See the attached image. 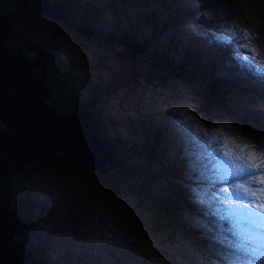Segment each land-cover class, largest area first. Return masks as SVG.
<instances>
[{
    "label": "rangeland",
    "instance_id": "obj_1",
    "mask_svg": "<svg viewBox=\"0 0 264 264\" xmlns=\"http://www.w3.org/2000/svg\"><path fill=\"white\" fill-rule=\"evenodd\" d=\"M163 1L69 0L73 20L86 19L94 28L116 34L113 25L120 24L127 35L143 40L148 52L137 60L145 63L138 76L130 67V72H123L116 56L104 53L99 43L85 38L76 27L59 31L54 41L64 53L67 89L85 95L90 80L100 87L109 82L100 118L104 132L121 138L120 155L139 171L153 166L154 179L171 172V181L190 182L184 188L189 200L177 208L184 232L174 231L168 220L157 217L144 179L126 175L113 186L76 175L35 173L25 179L23 190L38 219L31 218L35 233L25 239L36 242L56 264H264L262 221L246 214L241 193L251 186L252 199L264 207V185H253L258 170L251 164L264 157V150L250 147L251 158H241L247 162L246 171L234 176L212 151L217 153V140L220 146L246 152L240 138L263 148L264 81L248 79L239 64L250 59L256 65L264 63V0H214L211 5L206 0H165L167 8ZM243 7L256 14L254 25L244 26ZM167 15L176 22L175 28L167 24L171 19ZM216 26L224 31L216 32ZM212 29L215 37L209 34ZM173 33L180 43L174 41L175 49L167 53L169 63L164 52ZM112 41L117 50L125 42L119 37ZM186 49L196 52L197 60L189 59L191 64L181 68L177 62ZM84 65L87 69H82ZM201 66L203 75L198 72ZM244 80L257 83L244 87ZM208 89L214 98L212 108L202 106ZM254 106L262 107V113H256ZM146 119L164 131L160 150L143 132ZM153 149L160 152L161 162L154 159Z\"/></svg>",
    "mask_w": 264,
    "mask_h": 264
},
{
    "label": "water",
    "instance_id": "obj_2",
    "mask_svg": "<svg viewBox=\"0 0 264 264\" xmlns=\"http://www.w3.org/2000/svg\"><path fill=\"white\" fill-rule=\"evenodd\" d=\"M38 3L37 11L47 6L46 0ZM53 13L66 19L60 10ZM16 21L14 11H0V264H45L19 240L27 219L12 197V175L25 164L54 157L55 151L73 165L100 172L117 167L118 159L92 110L86 109L94 97L65 115L54 110L43 78L53 54L25 43L12 29ZM143 50L137 46L138 52Z\"/></svg>",
    "mask_w": 264,
    "mask_h": 264
},
{
    "label": "trees",
    "instance_id": "obj_3",
    "mask_svg": "<svg viewBox=\"0 0 264 264\" xmlns=\"http://www.w3.org/2000/svg\"><path fill=\"white\" fill-rule=\"evenodd\" d=\"M18 5L14 3V0H0V8L3 10L7 9H12V6L7 4L9 2L10 4H15L14 8L21 13V15L25 16V5H27L29 2L28 0H17ZM22 1V4L19 5V3ZM28 2V3H27ZM164 8L167 7V2L164 0ZM67 11L70 13L68 10V6L66 5ZM169 13V12H168ZM19 15V13H18ZM71 15V13H70ZM86 19H76L73 20L72 16L68 20H65L64 22H52L49 20H40L38 23L41 27L34 25L33 27V32L30 34V38L32 40L38 41L40 40V33H44L45 36L48 37V42L50 41V38L56 37L60 35L59 31L66 32L68 27H77V25H85ZM171 27L175 28V22H173L172 18L170 19V23L167 22ZM26 32V30H24ZM54 34V35H53ZM129 36L134 39H140L141 38L131 35L129 32ZM129 37V38H130ZM130 38V39H131ZM96 41V44L98 43L95 38H92ZM176 39V35L173 33L170 38V44L172 45ZM143 41V40H142ZM110 45L103 44L102 46V51L104 53H107L109 50ZM170 47L166 49L164 52V56L166 57L164 60L167 62H171L170 57L167 56V53L169 52ZM184 54L183 58L180 62H177V64L183 68L185 67L186 64H191L188 62V56L194 55V51H191L189 49H186L183 51ZM131 53V52H130ZM145 56V54H142ZM188 55V56H187ZM129 56L133 59L132 62L130 58L125 54L119 58H117V63L121 67L122 71L127 70L130 72L132 69L134 72L135 76L140 75L142 73V70L145 68V63L144 61H141L142 63L139 65H135L137 63V59H134L131 54ZM55 64L52 65V68H59L63 67V75L57 74V77H52V81H55L56 78H58L60 81L63 83H66L65 77H64V57L60 55H56L54 58L53 63ZM168 63V64H169ZM193 63H198L197 61H194ZM166 64V65H168ZM129 67L131 69H129ZM189 70H193V68L188 67ZM60 69V68H59ZM203 70L204 67L201 66V69L198 70V72L202 73L203 75ZM127 72V73H128ZM127 73H123V82L127 81ZM49 84L52 85V82L49 81ZM75 89V88H74ZM76 90V89H75ZM75 90H72L70 92V96L68 97L66 93H64L61 90H57L56 88H53L50 92V98L53 99V102H51V105L54 106L55 109L59 110L61 114H64L65 111L68 110L69 108V103L71 101L73 102H83L87 101L91 98L94 97V100L92 101L91 105H88V107H92L93 110H96V112H99V107L101 105V102L103 98L105 97V94L107 92L106 89L99 88L98 81H91L87 83V93L81 94L79 92H76ZM219 91L220 88H218ZM211 89H208L207 92L203 95V100H202V106L205 108H212L213 107V94H211ZM149 120L146 119L143 122V132L145 135L149 137L151 140L152 144L156 146L158 150H160L159 144L162 142V137H163V129L160 128L157 125H152L149 127ZM157 129V130H156ZM102 136L104 141L109 142L114 146V153L118 158V163L117 167L110 168L104 172H100L98 170H90L88 168H85L83 166H77L73 165L69 160L64 158L62 154L59 151H55V156L47 159L44 162H34V163H29L25 164L19 172L15 173L13 176V183L16 185L13 188V193L15 194L14 197L20 204L22 210H24L25 214L27 215V218L29 220H37L38 218L31 213L32 209V204L29 201L28 198V193L23 190V187L25 186V179L29 178L31 175L35 173H59L63 175H76L82 180H88L90 178L94 180H101L105 184L113 185L116 186L118 185V180L121 179L122 176L126 175H131L133 176L134 179L142 180L144 179L147 181V185L149 186V189H147V194L149 193V196L151 197L152 205L155 211L157 212V217L159 219H165L168 220L171 225L174 228V231H179L183 233V229L185 228V224L182 223L179 219V214L177 211V208H180V206L185 205L187 203L188 198L185 197L184 194V188L185 186L189 185V181L183 178L181 180L182 183H178L176 181H171L169 177H171V172L164 173L162 175H159L157 179H154V176H156V173L154 171V167L149 165L148 169L145 171L143 169L142 171H139V166H136L133 164L129 158H124L120 155L121 149L118 148L121 144L115 142V137L114 135L111 136L106 132H102ZM157 149H153V154H154V159H158L161 162V155L160 152L157 151ZM163 166V165H162ZM161 166V167H162ZM161 185L164 187V191L167 193H164L163 188ZM212 185H208V189H212ZM151 192V193H150ZM140 195V193H138ZM30 196V193H29ZM199 196L204 197V194H199ZM189 205V204H188ZM104 206V205H103ZM182 208V207H181ZM31 223V221L29 222ZM158 225V222H157ZM32 226L34 227V223H32ZM220 226V224H219ZM178 227L180 229H178ZM31 226H29L28 229L25 230L24 236H21V239L27 243V246L33 250L34 254L43 260L45 264H56L54 261L50 260L47 258L44 254V251L40 247H36V245H31L29 241H27L28 236L32 234L34 236V230L31 229ZM188 231V230H187ZM24 232V231H23ZM22 232V233H23ZM196 238H200V234L194 233ZM205 241H207L205 239Z\"/></svg>",
    "mask_w": 264,
    "mask_h": 264
},
{
    "label": "flooded vegetation",
    "instance_id": "obj_4",
    "mask_svg": "<svg viewBox=\"0 0 264 264\" xmlns=\"http://www.w3.org/2000/svg\"><path fill=\"white\" fill-rule=\"evenodd\" d=\"M28 2H27L28 4L25 5V9H26L25 16L24 15L22 16L21 13L19 12V10L17 11L14 8V6L18 5L17 0H14V3L16 5L10 4L9 2H7V4L12 6V9L3 10L0 8V11L1 12H12V11L15 12L17 21L13 23L12 29L14 30L15 33H17L23 39V41L25 43L30 45L32 48L52 52L53 56L60 55V56L64 57V53L62 51H59L60 47L54 41L55 38H57V36L50 38L51 42H48L47 41L48 37L45 36L44 33L39 32L40 40H38V41L32 40L30 38V34H32V32H33L34 25L41 27L38 23L40 20L45 19V20H49L52 22H64L65 20H68L71 16L70 13L66 9V5H68L70 3L69 0H46L47 6L44 7L43 11H37V8L39 7V3L35 4L34 0H28ZM20 4H22V1L19 3V5ZM57 10H61V12L65 13L66 19L56 17L53 12H56ZM18 13H19V15H18ZM84 26L87 29H91V36H89V37L84 36L85 38H87V39L95 38L101 46H103V44L110 45V48L107 51L108 55H110L112 57L116 56V60H117V58L126 54L130 59H132L129 56V54H131L130 50H129V46H128L129 42L125 39L126 32L124 30H122L120 27L118 28V26L113 25L114 28L117 29L118 33L116 34L114 32H107L105 30H98L97 28H94L93 25L89 24L88 22H86ZM106 27H108V26H106ZM76 29H77V27H76ZM24 30H26V32H24ZM97 33H100V34L97 35ZM118 37L120 39H124V41L128 44H125V42H124V44L119 46V48L117 50L116 45L113 44L112 40L115 39L117 42ZM142 54L143 53L137 54V58L140 57ZM141 63L142 62L140 61V62L136 63L135 65L137 66ZM53 64H55V62L51 63V64H46V66L44 68V73H45L46 78H47V83L49 84V81L51 80V82H52V85H50L51 89L55 88L54 85L60 86L62 88V91L64 93H66V95L69 97L70 92L72 90H75V89L74 88L67 89L66 83H63L58 78H56L55 81H52V77L53 78L57 77V74L63 75V72H62L63 67H59L60 69L59 68H52ZM82 69H87V65H84V67ZM104 83H105V85L103 87L99 86V88L100 89L103 88V89H106L108 91V89H110L109 82H104ZM75 91L79 92V89H76ZM50 100H51V102H53V99L50 98ZM77 102H80V101H77ZM77 102L71 101L69 103L70 105H69L68 110L65 111L64 114H61L60 111L55 109V108H54V110L60 115H65L66 113H68L72 109L74 104ZM87 109L92 110L95 117L99 120V122H101L100 121V119H101L100 118L101 117L100 108H99L98 113L96 112V110H93L92 107H87ZM101 124H102V122H101ZM114 137H115L116 143H119V144L122 143V140L120 137H117V136H114ZM12 187H13V181H12ZM27 228H28V226L25 228V230Z\"/></svg>",
    "mask_w": 264,
    "mask_h": 264
},
{
    "label": "bare ground",
    "instance_id": "obj_5",
    "mask_svg": "<svg viewBox=\"0 0 264 264\" xmlns=\"http://www.w3.org/2000/svg\"><path fill=\"white\" fill-rule=\"evenodd\" d=\"M202 1V0H200ZM208 2V5H211L212 2L214 0H206ZM187 4V3H186ZM185 4V5H186ZM247 6V5H246ZM252 7V6H251ZM242 9V16H244V19L246 21V24H244V26L246 27L247 26V23L249 25H254L255 24V20L257 18L256 14L251 11L250 9L245 8H241ZM240 16V15H239ZM216 17V16H215ZM238 19V18H236ZM219 21V20H218ZM223 21V20H222ZM241 25V24H240ZM233 26V25H232ZM248 27V26H247ZM253 30L255 32H257V29L256 27H252ZM216 32L219 31L220 32H223L224 29L222 30H218V26H216ZM213 30V29H212ZM247 30V29H246ZM214 31V30H213ZM251 31V30H250ZM215 31L214 32H209L210 36L211 37H215L216 36V33ZM234 32V31H233ZM258 33V32H257ZM230 35V34H229ZM256 35V34H255ZM219 36V35H218ZM258 36V35H257ZM225 37V36H224ZM230 37V36H229ZM127 41L129 42V45L131 46H134L136 45V43H133L131 42L130 40L127 39ZM227 42V41H226ZM234 48L233 49H237L238 48V45H233ZM132 49H130V52H131V55L132 57L134 58L136 56V54L138 53L137 49H135L134 47H131ZM232 48V46L230 47ZM255 49V48H254ZM238 51V50H237ZM241 51V50H240ZM247 51V50H246ZM250 51V50H249ZM258 51V50H257ZM262 55V54H260ZM236 58V57H235ZM256 58V57H255ZM245 59V58H244ZM243 59V60H244ZM251 60V59H250ZM245 61V63H240L239 65L242 67L241 69L244 70L246 73H247V76H248V79H251V78H259L260 80L264 81V63L263 65H256L254 64L252 61ZM264 61V60H263ZM256 62V61H255ZM262 62V61H261ZM257 63V62H256ZM43 78H44V81H45V84L48 88V95H50V92H51V87L50 85L47 83V78H46V75L45 73L43 72ZM256 80V79H255ZM245 85L244 87H247V86H250V85H254L256 82H251L249 83L248 81H245ZM262 84V83H261ZM248 95V94H247ZM255 97V96H254ZM263 97V96H262ZM229 100V99H228ZM249 102V101H248ZM257 102V101H256ZM234 103V102H233ZM236 103V102H235ZM245 103V102H244ZM243 104V103H242ZM247 105V104H246ZM248 106V105H247ZM252 106V105H251ZM264 106V104L262 105V107ZM255 107V112L256 113H262V107L258 108L256 106ZM253 107V108H254ZM243 109V108H242ZM247 109V112H252V108L249 109V107H246ZM255 114V113H254ZM255 120V119H254ZM0 125H1V122H0ZM257 127V125H256ZM264 129V128H263ZM157 130V129H156ZM260 131V130H259ZM261 137V136H260ZM263 137V136H262ZM218 138V137H217ZM232 140L236 139L235 136H231ZM245 138V137H244ZM264 138V137H263ZM225 140V139H224ZM240 140L245 143V147H246V152H248V149L253 148L254 150H264V145H263V148L262 147H259V146H256V145H253V144H249L245 139H241ZM259 140V139H258ZM220 141V140H219ZM251 141V140H250ZM249 141V142H250ZM216 144L218 145V147L216 148L217 149V153L215 152V149L213 148V155L216 156L221 160L222 162V165L224 167V170L226 172H228L230 175L234 176L236 174V171H240L241 169H244V171H240V173H244L246 171V161H242L241 162V158L242 157H247L248 159H250L251 157V152H244L241 148H237L236 150H234L231 146L228 145V147L226 148L225 146H220L222 143L218 142L216 140ZM216 153V154H215ZM256 159V158H255ZM264 157H261V158H258V160H252L251 164L256 167L257 166V170L258 172L256 173V175L252 176L255 180L253 182V185H255L256 187L258 185H264V178L262 176L263 172H264ZM260 167V168H259ZM263 171V172H262ZM13 176L14 174L12 175V179H11V187H12V181H13ZM243 182V180H242ZM239 187V186H238ZM238 187L237 190H238ZM13 188V187H12ZM250 189H251V186L249 187L248 189V186L246 187V189H244L243 191H241V193L244 195L243 197V203H244V207L249 211L247 212L246 211V214H251L252 217L254 218H257L259 219L260 221H262V227L264 228V207H262L259 203H255V200L252 199V196L250 194ZM263 194V192L261 191V195ZM238 195V194H237ZM264 195V194H263ZM245 209V210H246ZM254 209H260L259 211L257 212H254ZM259 230V229H258ZM260 231V230H259ZM55 254V253H54ZM230 257V255H229ZM224 259V258H223ZM225 260H228L227 257L225 256ZM229 261V260H228Z\"/></svg>",
    "mask_w": 264,
    "mask_h": 264
},
{
    "label": "clouds",
    "instance_id": "obj_6",
    "mask_svg": "<svg viewBox=\"0 0 264 264\" xmlns=\"http://www.w3.org/2000/svg\"><path fill=\"white\" fill-rule=\"evenodd\" d=\"M163 3H164V1H163ZM67 6H70V5H67ZM169 6V3H167V7ZM166 7V8H167ZM61 11V10H60ZM61 13H63V12H61ZM64 15H65V17H66V14L65 13H63ZM167 14H169V13H167ZM72 16V15H71ZM166 18L167 19H169V18H171L169 15H167L166 16ZM176 23V22H175ZM118 26L120 25V24H117ZM176 25V24H175ZM79 27H81V28H83V29H85L86 31H88L89 33H90V35L89 36H91V29H87L84 25H79V26H77V28H79ZM78 30V29H77ZM85 31V32H86ZM80 32V31H79ZM83 34V33H82ZM84 35V34H83ZM84 36H86V35H84ZM89 36H86V37H89ZM170 37H171V35H170ZM125 38H126V40L127 39H129V35H125ZM131 40H136V45H134V46H136V48L135 49H137V46H139V45H142L143 47H144V50L142 51V52H138L137 54H141V53H143V54H146L147 52H148V50H147V45L142 41V40H139L140 42H138L137 41V39H131ZM175 42H177V43H180V39H179V37L177 36V34H176V39H175ZM128 46H129V44H128ZM170 48H172L173 50L175 49V44H172L171 46H169ZM168 47H166V49H167ZM129 49H130V47H129ZM166 49H165V51H166ZM181 56H183V55H186V54H184V52L182 51L181 53ZM188 56V55H187ZM53 58H55V56H53ZM189 59H195V60H197V53L195 52L194 53V55H190V56H188V60ZM51 63H53V62H51ZM51 63H47V64H51ZM191 63V62H190ZM50 97V96H49ZM78 103H80V102H77V103H75V104H78ZM50 104H51V102H50ZM74 104V105H75ZM92 104V103H91ZM87 107L88 106H86V109H87ZM94 115V114H93ZM95 116V115H94ZM96 118V117H95ZM96 120H97V122H98V124H99V126L101 127V133L102 132H104L103 131V124H101V122H102V120L103 119H100V121L101 122H99V120L96 118ZM153 124L152 123H150L149 124V127L150 126H152ZM106 132V131H105ZM163 134H164V131H163ZM103 137V136H102ZM148 137V136H147ZM162 140V139H161ZM122 144V143H121ZM114 147V146H113ZM113 151H114V149H113ZM116 156V155H115ZM117 157V156H116ZM118 159V158H117ZM180 183H182V182H180ZM190 183V182H189ZM25 187V186H24ZM23 187V188H24ZM13 196V195H12ZM19 203V202H18ZM20 204V203H19ZM20 206H21V204H20ZM23 211V215H24V217L27 219V223H26V225H25V228L27 227V226H32V222L31 223H29L30 222V220H29V218H27V215L25 214V212H24V210H22ZM25 228H24V230H25ZM23 230V231H24ZM22 231V232H23ZM22 232H21V235H20V238H19V240H21V241H23L22 239H21V236H22ZM32 240V239H31ZM31 240H28L29 241V243H30V241ZM23 242H25V241H23ZM26 243V242H25ZM27 244V243H26ZM31 245H36V247H37V243L36 242H33V243H30Z\"/></svg>",
    "mask_w": 264,
    "mask_h": 264
}]
</instances>
